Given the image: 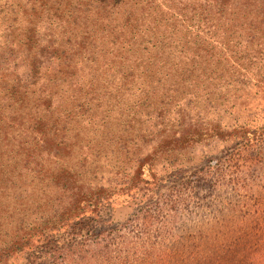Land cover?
I'll return each instance as SVG.
<instances>
[{
    "label": "rangeland",
    "instance_id": "1",
    "mask_svg": "<svg viewBox=\"0 0 264 264\" xmlns=\"http://www.w3.org/2000/svg\"><path fill=\"white\" fill-rule=\"evenodd\" d=\"M0 264H264V0H0Z\"/></svg>",
    "mask_w": 264,
    "mask_h": 264
},
{
    "label": "trees",
    "instance_id": "2",
    "mask_svg": "<svg viewBox=\"0 0 264 264\" xmlns=\"http://www.w3.org/2000/svg\"><path fill=\"white\" fill-rule=\"evenodd\" d=\"M254 132V131H253Z\"/></svg>",
    "mask_w": 264,
    "mask_h": 264
}]
</instances>
